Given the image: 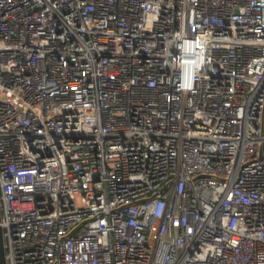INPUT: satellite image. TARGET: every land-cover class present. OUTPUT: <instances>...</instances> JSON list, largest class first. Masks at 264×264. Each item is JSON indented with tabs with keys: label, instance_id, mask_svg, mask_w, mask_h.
Segmentation results:
<instances>
[{
	"label": "built area",
	"instance_id": "1",
	"mask_svg": "<svg viewBox=\"0 0 264 264\" xmlns=\"http://www.w3.org/2000/svg\"><path fill=\"white\" fill-rule=\"evenodd\" d=\"M6 264H264V0H0Z\"/></svg>",
	"mask_w": 264,
	"mask_h": 264
},
{
	"label": "water",
	"instance_id": "2",
	"mask_svg": "<svg viewBox=\"0 0 264 264\" xmlns=\"http://www.w3.org/2000/svg\"><path fill=\"white\" fill-rule=\"evenodd\" d=\"M0 264H6L4 242H3V235H2L1 226H0Z\"/></svg>",
	"mask_w": 264,
	"mask_h": 264
}]
</instances>
